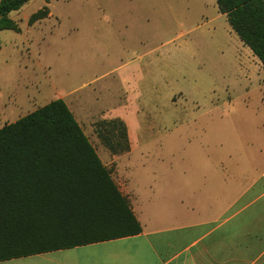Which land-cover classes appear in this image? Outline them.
I'll use <instances>...</instances> for the list:
<instances>
[{
  "label": "rangeland",
  "instance_id": "374dc122",
  "mask_svg": "<svg viewBox=\"0 0 264 264\" xmlns=\"http://www.w3.org/2000/svg\"><path fill=\"white\" fill-rule=\"evenodd\" d=\"M11 18L21 31L0 32V129L63 99L121 190L129 157L109 152L105 125L119 120L134 142L152 143L126 174L146 214H183L190 177L193 205L214 187L198 218L222 219V196L254 202V184H264V66L217 0H31Z\"/></svg>",
  "mask_w": 264,
  "mask_h": 264
},
{
  "label": "trees",
  "instance_id": "16d2710c",
  "mask_svg": "<svg viewBox=\"0 0 264 264\" xmlns=\"http://www.w3.org/2000/svg\"><path fill=\"white\" fill-rule=\"evenodd\" d=\"M31 0L0 1V32ZM264 66V0H217ZM44 9L29 24L45 19ZM2 49L0 41V51ZM111 153L130 150L126 126L105 125ZM122 129L120 136L116 131ZM129 202L63 99L0 129V262L141 234Z\"/></svg>",
  "mask_w": 264,
  "mask_h": 264
},
{
  "label": "crops",
  "instance_id": "0c3cea01",
  "mask_svg": "<svg viewBox=\"0 0 264 264\" xmlns=\"http://www.w3.org/2000/svg\"><path fill=\"white\" fill-rule=\"evenodd\" d=\"M127 132L130 150L124 155L129 159L121 166L125 173L120 177L119 184L123 189L118 188L129 202L141 226V234L0 264H264V193H261L264 184H254L255 200L252 204L240 202L229 205L228 199L222 196V204L216 209L224 212L227 208L226 215L220 220H207V216L198 218L197 215L210 210L206 203L214 187L207 192L204 205L199 202L193 205V178L190 177L183 187L188 190L191 203L187 208H178L183 214H173V208L171 211L167 206L153 216L146 214L148 210L141 207L145 204L143 197L131 187V176L128 175L133 171L134 155H144L152 143L134 142L130 130L127 129ZM99 157L108 169L109 164L105 162L110 158ZM231 187L235 195L240 193V187ZM149 201L154 203L156 200L151 198ZM193 206L196 208L193 209ZM231 213L236 214L230 217Z\"/></svg>",
  "mask_w": 264,
  "mask_h": 264
}]
</instances>
